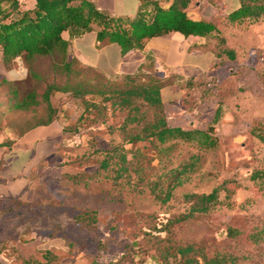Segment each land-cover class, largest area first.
Here are the masks:
<instances>
[{"label":"rangeland","instance_id":"374dc122","mask_svg":"<svg viewBox=\"0 0 264 264\" xmlns=\"http://www.w3.org/2000/svg\"><path fill=\"white\" fill-rule=\"evenodd\" d=\"M29 5L31 0H20L21 8ZM225 14L219 8L207 17L218 24L206 38L207 46L217 53L207 73L197 78L162 76L154 70L134 73L138 82L159 78L168 124L184 128L211 124L217 145L203 148L179 139L162 144L149 139L128 142L120 127L126 109L105 101L101 112H88L84 104L90 99L103 101L101 94L87 92L81 98L71 91L53 92L50 99L57 111L53 131H60V138L43 166L93 171L105 151L122 142L130 161V181L86 176L73 180L60 176L61 171L54 174L58 169L54 166L51 171L31 167L25 191L0 201V264H27L31 259L36 264H189L178 250L187 244L200 264L204 257L216 254L234 264H264L263 239L251 241L228 233L229 225L250 230L264 222V191L250 176L264 167V141L251 131L254 125L264 124V16L231 24ZM67 59H72L70 74L56 53L30 59L18 55L6 63L0 51V103L5 102L9 84L2 78L11 81L19 96L52 80L71 85L82 81L84 88L92 89L104 82L124 84L123 75L105 74L70 52ZM135 103L145 102L136 99ZM218 105L220 114L214 120ZM141 110L151 113L146 106ZM33 119L31 112L0 107V138L13 141L12 151L0 161L2 168L7 164L9 176L22 160L17 148L28 144L21 131ZM192 155L198 157L195 170L182 175L172 196L162 200L164 180ZM224 179L236 185L230 202L224 200L205 212L175 220L190 208L192 200L186 192H208ZM224 194L221 189L220 197ZM86 212L95 219H85Z\"/></svg>","mask_w":264,"mask_h":264},{"label":"trees","instance_id":"16d2710c","mask_svg":"<svg viewBox=\"0 0 264 264\" xmlns=\"http://www.w3.org/2000/svg\"><path fill=\"white\" fill-rule=\"evenodd\" d=\"M191 0H170L167 5H161L157 0H141L140 7L134 15H112L99 9L93 0H35L32 7H20V0H0V51L2 60L6 63L16 56L22 55L30 59L35 55L58 54L62 68L70 74L72 59L68 56V39L63 35L64 30L71 34H79L85 30L96 29L98 39L108 38L119 44L121 52L134 47H143L146 40L153 36L178 30L184 35L196 34L208 37L218 28L213 18H195L189 15L186 7ZM239 4L226 12L225 21L238 24L246 20H256L264 16V0H238ZM215 52V51H214ZM217 55V53L215 52ZM32 72V71H31ZM124 84L111 85L104 82L95 89L83 87L82 81L71 85L68 81L46 82L39 89L26 91L22 96L18 95V89L10 85L11 81L2 78L1 82L9 83L6 87L7 94L4 103L0 107L31 112L33 121L21 131L30 127L49 123L57 118L56 107L51 102L50 96L55 91H71L73 95L84 98V94L99 93L103 101L90 99L84 104L86 111L101 112L106 108L105 101H109L113 108L126 109L127 114L120 125L124 132V138L128 142H137L144 139L165 143L172 139H179L194 143L199 147L213 148L217 145V137L212 132L211 124L207 128L170 125L167 122L164 103L161 96L160 80L152 76L147 82H138L136 74H124ZM136 99H142L145 103H135ZM142 106L150 108L147 114L141 110ZM42 110V114H38ZM220 106L215 110L214 120L218 119ZM82 116V114L80 115ZM70 128L62 126L63 130ZM251 131L264 141V124L254 125ZM11 139L0 140V146L11 151ZM164 148V147H163ZM26 158V157H25ZM23 158L20 162L25 161ZM130 161L126 157L123 143H115L111 149L99 161V167L93 171L70 172L62 170L60 176L69 179L81 180L83 177L100 178L111 177L112 181L122 178L130 181ZM198 163L197 155H192L189 161L172 169L164 180L160 198L167 200L174 192L175 187L182 181V175L195 170ZM138 170V169H135ZM111 171V172H110ZM251 178L257 187L264 191V167L256 168L251 173ZM231 180L224 179L208 192H186L185 196L191 201L188 211L176 217L175 220H183L195 212H205L216 203L229 199L236 185ZM160 180L155 182L159 184ZM152 188H155L154 186ZM224 189V197H220V190ZM85 219L92 221L95 216L84 215ZM228 233L233 237L245 236L251 241L264 240V222L253 229L245 230L233 225L228 226ZM191 244L182 245L178 250L185 256L186 263L200 264L191 255ZM47 249L46 252H50ZM52 256V253H49ZM30 260V259H29ZM31 259L27 264H36ZM202 264H234V260H228L224 255L216 254L209 258L204 257Z\"/></svg>","mask_w":264,"mask_h":264},{"label":"crops","instance_id":"0c3cea01","mask_svg":"<svg viewBox=\"0 0 264 264\" xmlns=\"http://www.w3.org/2000/svg\"><path fill=\"white\" fill-rule=\"evenodd\" d=\"M35 0H31L32 7ZM99 9L112 15H134L140 7L141 0H93ZM161 5H167L170 0H157ZM214 1V2H213ZM217 3L219 6H217ZM211 6H216L211 9ZM239 4L238 0H191L186 11L195 18H207L210 13L218 12L219 8L228 12ZM210 12V13H209ZM95 26L79 34H71L64 30L63 35L68 39L69 52L81 63L89 65L105 74H133L140 70H154L162 76L193 77L207 73L216 62L217 56L213 49L207 46L205 36L196 34L184 35L178 30L149 37L143 47H134L121 52L117 42L108 38L98 39ZM164 100V90L161 87ZM55 119L46 124H39L22 132L21 137L27 140L25 147L17 148L22 152L25 161L16 168V173L7 174L6 167H0V201L7 196H17L25 191L29 184L30 169L38 171L49 169L54 165L43 166L44 160L52 155L57 148L60 131L56 128ZM2 140V138H0ZM0 161L7 157L9 149L0 146ZM12 151V150H11ZM3 157V158H2ZM29 168L27 169L26 166ZM59 173L61 169L55 165ZM28 171V172H27ZM51 171V170H50ZM27 172V173H26ZM26 175L24 176V174ZM24 180V181H23ZM1 214V209H0Z\"/></svg>","mask_w":264,"mask_h":264}]
</instances>
